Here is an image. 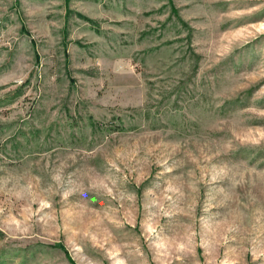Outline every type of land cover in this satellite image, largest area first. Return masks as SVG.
I'll list each match as a JSON object with an SVG mask.
<instances>
[{
    "label": "rangeland",
    "instance_id": "1",
    "mask_svg": "<svg viewBox=\"0 0 264 264\" xmlns=\"http://www.w3.org/2000/svg\"><path fill=\"white\" fill-rule=\"evenodd\" d=\"M0 264H264V0H0Z\"/></svg>",
    "mask_w": 264,
    "mask_h": 264
},
{
    "label": "trees",
    "instance_id": "2",
    "mask_svg": "<svg viewBox=\"0 0 264 264\" xmlns=\"http://www.w3.org/2000/svg\"><path fill=\"white\" fill-rule=\"evenodd\" d=\"M83 19H86V20H89L88 18H86V17H83V16H81ZM89 21H91V20H89Z\"/></svg>",
    "mask_w": 264,
    "mask_h": 264
}]
</instances>
